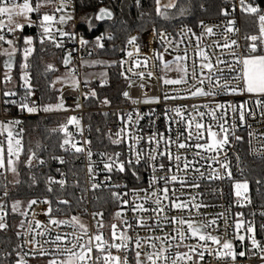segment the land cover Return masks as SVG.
I'll use <instances>...</instances> for the list:
<instances>
[{
  "label": "snow or ice",
  "instance_id": "obj_1",
  "mask_svg": "<svg viewBox=\"0 0 264 264\" xmlns=\"http://www.w3.org/2000/svg\"><path fill=\"white\" fill-rule=\"evenodd\" d=\"M135 2L138 8L142 6L141 0ZM153 3L155 14L165 20L180 19L191 11V0H184L179 4L178 0H169V3L163 6L161 0H153ZM200 7L204 9L203 4ZM170 9H176V12L170 15ZM237 9L240 17H237ZM146 14L141 13L142 16ZM216 14L221 19L220 24H206L202 19L198 21V27L201 29L199 35L186 26L181 29L180 34L188 35L189 43L192 37H195L197 42L198 61H193L191 72V79L195 84L187 90V95H163L165 102L203 97L210 98L207 103L165 107L160 114L152 109L143 114L135 107L129 112H114L113 116L118 117L122 126L114 134L109 129L107 139L112 146L123 145L124 151L105 150L94 153L92 141L84 138V126L81 118L76 115L67 117L66 121L59 123L57 127L47 129L50 134H62L57 145L62 153L77 159L81 155L85 156L86 169L82 170L84 176L81 177L80 173L71 167L67 171L63 167H56L53 175L51 161L60 166L69 165L70 161L55 152L41 156L40 153L48 152V149L40 142H37L35 148L29 147L25 151V128L22 126L25 120L20 115L9 116V106H14L19 113L28 115L68 112L69 108L62 94L56 103H44L43 97L37 96L38 89L32 82L30 62V58L37 51V43L41 51H47L45 45L63 50L65 38L78 42L80 48L85 50L90 43L97 49H104L105 38L112 41L115 36L103 32L96 36L94 41H89L79 35L76 32L72 0H0V57H4L5 69L0 80L3 84L0 89V105H3L2 112L7 117L0 119V233L12 227L8 222L10 216L20 218L13 233L14 240L9 241L0 251V264H202L206 254L214 257L220 264H236L237 257H245L246 254L250 259L259 254L264 262V244L256 238L254 219L235 221L233 240L239 241L242 249L237 252L233 240H222L207 231L213 225L219 230L217 219L225 218L224 213H217L211 219L205 217L201 221L191 216L185 218L183 215H168L172 210L182 213L185 210L191 212L192 208L199 211L209 207L210 205L195 203V196L186 200L175 195V185L178 184L181 191L185 188L199 189L201 181L204 180H228L234 189L236 204L240 207L252 204L249 180L234 178L232 160L228 154L229 149H232L236 169L241 176H245V162L233 147L244 140L242 135L237 134L238 129H249L248 154L264 162V147H253V141L256 139L264 145V133L257 137L251 130V125L247 123L249 119H256L257 113L264 119V8L253 0H238V3L225 2L219 5ZM106 19H113V12L105 7L99 8L96 13L80 17V21L87 24L89 31L94 28V21ZM26 28L35 29V33L27 34ZM215 29H221L223 35V43L216 41L215 46L222 52L228 50L230 58L217 56L213 63L211 56L200 48L199 41L205 35H215ZM152 33L153 40L157 36L161 41L167 39V33L164 31L158 32L153 28ZM8 36L12 38L9 39ZM233 36L237 38H231ZM138 39L137 35L127 38L126 44L134 49L126 52L131 61L127 72L143 81L146 76L151 78L153 73L133 72V68H146L148 63L147 59H137L141 54ZM240 39L243 44L238 42ZM167 43L172 44L173 41ZM5 44L7 47H2ZM74 51L78 49L73 48L62 56V63L67 72L64 76L50 80V89L62 93L63 89H56L55 86L57 83H66L72 90H79L77 68L72 65ZM167 51L168 48L165 47V52ZM91 54L88 52V55ZM17 55L21 57L18 86L23 90V94H19L16 87H9L14 83L12 72ZM154 59L159 60L165 70L180 74L177 79L159 77L164 85L189 83L187 65L182 63L187 59L186 53L184 56L177 55L174 61H165L163 53L155 52ZM128 62L120 60L113 63L119 64V76L131 89V76L126 75L123 70ZM97 64L105 65L106 62L80 59L82 69ZM57 71L53 63H46L43 69L45 79L47 80L48 74ZM94 75L85 74V85L91 82L90 77ZM99 75L100 85L104 86L107 84V73L101 72ZM138 87L143 89L145 85L141 83ZM82 95L85 100L98 98L97 91L91 88ZM121 95L133 106L160 103V97L148 96L146 93L134 98L130 91L124 90ZM219 96L247 98L239 103L217 102L216 98ZM99 103L109 106L111 101L105 97ZM81 107L77 98L73 110ZM102 115L107 117L108 113L104 112ZM145 116L149 118L147 132L140 125ZM161 117L164 121V131H160L156 125V120ZM69 125L74 126L75 133L69 131ZM89 131L91 132V125ZM96 132L102 133V129L97 127ZM77 136L80 139H77ZM94 155L98 160L93 159ZM22 156L25 157L23 160ZM22 169L25 170L26 179H21ZM145 171L149 173L146 184L142 182ZM205 171L208 172L207 176ZM101 173L104 174L103 180L99 179ZM114 174L130 176L136 183L132 188H128L127 184L113 183ZM41 184L44 186L42 193H35V189ZM255 184L257 194L264 195V169H261ZM24 185H27L33 194L20 198V189ZM76 190L80 192L79 196L75 195ZM102 191L108 193L106 202L116 208V211L110 213L113 222L107 226V237L104 210H93L90 213L95 221L91 229L81 219V215H89L85 206L88 200L86 194L92 193L95 203L101 199L96 194ZM41 205L44 207L38 212L36 209ZM74 210H77L76 214H72ZM129 212L132 213L131 218L127 216ZM226 212L230 214V207ZM40 215L45 217V221L37 218ZM251 215L255 217L257 213L253 212ZM259 215L264 217V210H261ZM237 216L242 217L243 213H237ZM177 224L179 228L175 227ZM168 225L173 227L165 231ZM229 227L225 218L224 231L227 232ZM141 230L148 234L140 236ZM260 230L264 232V223L260 225ZM157 232L162 234H153ZM192 239L196 240L194 244L185 243ZM182 248L187 251H182Z\"/></svg>",
  "mask_w": 264,
  "mask_h": 264
},
{
  "label": "built area",
  "instance_id": "obj_2",
  "mask_svg": "<svg viewBox=\"0 0 264 264\" xmlns=\"http://www.w3.org/2000/svg\"><path fill=\"white\" fill-rule=\"evenodd\" d=\"M226 1L230 4L232 2L238 3V0H226ZM21 2H22V0H21ZM253 2L257 4L256 0H253ZM72 5H73V8L75 10L76 0H72ZM238 11L239 10L237 9V12ZM204 21L206 24H220L221 23L220 18L206 19ZM79 26H80V20L78 17H76V32L79 35H83L84 38L89 40V41H94L95 37L100 35L103 32L110 33V31H100V32L96 33L95 35H93L92 37H90V36H87L85 34V32H83V30L80 29ZM185 26L188 28H191L192 31L194 33H196L197 35H199L201 32V29L198 26L196 29H194L188 24H179L173 30H169V29L158 30L155 27H151V28L146 29L145 31H143L140 34L132 33V34L128 35V37L131 35H137L139 37L137 43L141 47V54L139 57H137V59H139L141 61H143L144 59H147V61H148L146 68L145 67L133 68V72H137V73L141 72V71L145 72V73L152 72L153 75L151 78H147V76H146L145 79L143 81H141L138 76H134L131 73L127 72V69L131 65V61L127 57L126 52L127 51H134L132 46H129L126 44L128 37L126 38V40L124 41V43L121 46V49L123 48L124 50L122 51L120 49V54H119L120 56L118 57V59L116 61H114V62H118L120 60L129 61L128 63H126L124 65L123 70L125 71L126 75L131 76V79L133 81V87L131 89H129L127 82L121 77V79L123 81H125V83H126L125 90L130 91L131 95L134 98L141 96L142 93H146L148 96H158V97H160V103L158 105L140 104L137 106H133L129 101H126L124 99L120 103L110 104L109 106H102L100 104L96 107H88L86 105V102L89 99L85 100L82 94L89 91L91 82L88 85H85V83H84V76L87 73L88 68H83V69L80 68V59L83 58L85 60L87 58H90L88 56V52H91V48H92L91 44L92 43H90L87 46V50H85L84 48H80L78 42L68 41L65 38V48L63 50H61L63 55L65 54V52H67L73 48L78 49V51L73 52L72 65L77 68V76L80 79L79 90L74 91L70 87H67V88L63 89L62 93L58 91V94L56 97V102H58V97H60L62 94L65 98V104L69 108V111L64 112V113H60V114H47L46 115L43 112H41L37 115H28L27 113H19L18 109L15 108L14 106H9L10 107L9 116L20 115L21 118L26 120V119H31V117L35 118V117H44L45 115L46 116L56 115V116L61 117V120L59 123H62V122L66 121L67 117L72 116V115H76L77 117L81 118L82 125L84 126V133H83L84 138L90 139L92 141L93 139L89 133V128H88V125L86 123V115L90 112H106V113H109L111 115V120L108 121V123L105 125L106 126V132L109 133V129H111V132L114 134L122 126L119 122L118 117L113 116L114 112H118L121 110L124 112H129V111H132L133 108L135 107L143 114L148 113L150 109L154 110L157 114H160L165 107H173V106H179V105H191L193 103H195L197 105H202L204 103H207L210 98L206 99L203 97H196V98H189L186 100H175V101L170 100L167 102H165L163 99V95L165 93H167L169 95H187V90L191 89L193 87V85L195 84V81H193L191 79V72L193 69V61L194 60L198 61V58L196 56V43L197 42L195 40V37H192V41H191V43H189L188 35H181L180 34L181 29L185 28ZM153 28H155L158 32L164 31L165 33H167V39L165 41H161L160 37L157 36L155 38V40H153V33H152ZM215 32H216L215 35H213V36L205 35L203 37V39L201 41H199L200 48L203 49L206 53H208L211 56L213 63H215L217 56H222L225 59L230 58V57H228V50L225 49L222 52L219 48H217L215 46L214 42H216V41L223 43V35L221 32V29H215ZM8 38L10 39L12 37L8 36ZM231 38L236 39L237 37L233 36ZM108 41L109 40H107V38H105V40L103 41L104 46H106L108 44ZM167 41H173V43L168 44ZM181 41H183V42H181ZM238 42L243 44L242 39L238 40ZM2 47L6 48L7 45L6 44L2 45ZM165 47L168 48L167 52H165ZM155 52L163 53L165 61H169V60L174 61V58L177 55L184 56L186 53L187 59H186V61H182V63H186V65H187L188 72H189V83L186 85H164L162 79H159V77H165V78H169V79H177L180 74L175 72V71L172 73H167V72L161 73V66L163 64L159 60L154 59ZM3 60H4V57H0V80H2L3 72L5 71V69L3 67ZM116 64H117V69H118V73H119L121 71V68H120L118 63H116ZM18 66H19V62H16V59H14V67H13V72H12L13 77H14V83H13V85H9V87H16V90L18 91V93L23 94V90L20 89L18 86ZM221 67H223V65H221ZM204 74L205 75L207 74V70H205ZM90 80L91 81L96 80V78L94 77ZM141 83H143L145 85V87L143 89L138 87ZM2 88H3V84L0 83V89H2ZM16 98H18V97H16ZM77 98H79V102L82 105V107L80 109L73 110V109H75V101ZM246 98L247 97L219 96L216 98V100H217V102L235 101L236 103H239L243 99H246ZM212 106L214 107V104ZM2 108H3V105H0V119H6L7 117L4 116V114L2 112ZM189 110H191V109H189ZM201 110L203 111V109H201ZM152 119H155V117H152ZM229 122H231V121H229ZM59 123H57L54 127H57ZM247 123L251 125V130L254 131V133L257 135V137H259V135L261 133H264V119L260 118L259 113H257L256 119H254V120L249 119L247 121ZM140 125L146 132L149 131V118L147 116H145V118L143 120H141ZM156 125L160 131H164V121H163L162 117H161V119L156 120ZM22 126L24 127V125H22ZM69 131L75 133L76 129L74 128V126L69 125ZM248 131H249V129L247 127L238 129L237 134L242 135L244 137V140L239 145L233 146L235 148V150L238 152V154L241 156V159L245 162L244 163L245 176H241L240 173L238 172V170L236 169V166H235L236 162H235V157L233 156V150L229 149V152H228L229 158L232 160L233 175H234L235 179H241L242 180V179L247 178L246 176H248L249 162H251V161L261 162L257 157H254L253 155L248 154V151H247V149H248L247 132ZM76 138L80 139L79 136H77ZM91 147H92V150L94 153L97 151H105V150H107V151H113V150L124 151L125 150V147L123 145L119 146V147L110 146L107 149L96 148L94 146L93 141H92ZM253 147L254 148H261V147H264V145H262L261 142L258 139H256L253 141ZM64 156H65L66 160L70 161V163L73 165V167L79 168L78 172L80 173L81 177H83L84 171H82V170L86 169L85 156L81 155L78 159L74 158L70 155H67V154ZM93 159L98 160V157H96L94 155ZM52 162L57 164L55 161H52ZM214 167H215V165H214ZM261 167H262V169H264V162H261ZM202 171H204V169H202ZM53 175H55V174H53ZM148 175H149V173L147 171L143 172V181L142 182L144 184L147 183ZM158 175H162V173H158ZM205 175L206 176L208 175L207 171H205ZM103 178H104V174L101 173L99 176V179L103 180ZM69 179H70V181L72 179L70 174H69ZM112 182L113 183L118 182L121 185L127 184L128 188H132L136 183L135 180L133 178H131L130 176H124V175H120V174H114L112 177ZM83 183L84 182L82 181V186H83ZM255 186H253L249 180V195L252 198V204L248 205L246 207H240L235 202L236 197L234 195V189L231 186V182H229L228 180H223V181L204 180V181H201V187L199 189L185 188L183 191H181L180 186L177 184V185H175V189H176L175 195L177 197H182L183 199L191 200V197L195 196L196 197L195 203H203V204L210 205V206L206 207V208H201V209H199V211H197L195 208H192L191 212L185 210L182 213L178 210H172L168 213V215L169 216L175 215L178 217L183 215L185 218L191 216L193 219H195L197 221H201L205 217H207L208 219H211V218L215 217L217 213H224L225 218L227 219L228 224L230 225L227 232L224 231L225 218H218L217 219V223L219 224V230H216L215 225H213L211 228L207 229V231L210 232L212 235L219 236L222 240H224V239L233 240L234 224H235V221L237 219H243L245 221L254 219L255 225H256V238L258 240H260L262 242V244H264V232H261V230H260V225L262 223H264V217H261L259 215V212L261 210H264V207H262V206H264V195L257 194ZM262 191H264V189H262ZM86 195L88 196V200L86 201L85 206H87V208H88L89 215H81V219L91 229L95 225V221L91 218L90 213L93 210H100V209L94 207L93 194L87 193ZM129 199H131V197H129ZM43 207L44 206L41 205L36 210L39 212L40 209ZM81 207H83V206H81ZM190 207H191V205H190ZM229 207H230V214L228 212H226V209H229ZM76 211L77 210L73 211L72 214H76ZM114 211H116L115 207L112 210V212H114ZM253 212L257 213V215L255 217H253L251 215V213H253ZM237 213H243V216L238 217ZM127 216L129 218H131L132 213H130V212L127 213ZM30 217H31V214H30ZM37 218L40 219L42 222L45 221V217L43 215H40ZM104 218H105V236L107 237V235H108V227L107 226L113 221H112L111 215L107 216L106 213H105ZM8 222H9V220H8ZM18 222H19V220H18ZM18 222H17V224H18ZM205 222H207V221L205 220ZM172 227H173V225H168V227L165 229V231H169ZM175 227L179 228L180 226L177 224V225H175ZM7 231H9V230H7ZM7 231L4 233H7ZM242 232H243V230H242ZM147 234L148 233L143 231V230L139 231L140 236H145ZM153 234L154 235H160L162 233L157 232V233H153ZM37 239H40V238L37 237ZM195 242H196L195 239L185 241V243H187V244H194ZM233 243L236 247L237 252L242 250L240 247L239 241L233 240ZM245 246H247V241L245 242ZM213 247H215V246H213ZM25 250H27V249H25ZM181 250L187 251L186 248H182ZM253 251H255V250H253ZM260 262H261V259H260L259 254L252 256L251 259L249 258V255L246 254L245 257H239L238 256L236 264H258ZM202 264H220V262H218L214 257L208 256L206 254L205 260L202 262Z\"/></svg>",
  "mask_w": 264,
  "mask_h": 264
},
{
  "label": "trees",
  "instance_id": "obj_3",
  "mask_svg": "<svg viewBox=\"0 0 264 264\" xmlns=\"http://www.w3.org/2000/svg\"><path fill=\"white\" fill-rule=\"evenodd\" d=\"M184 0H178L179 3H183ZM227 2L226 0H191V11L190 14L180 18V19H169L165 20L155 14V5L153 0H141V7L136 6L135 0H76L75 16L79 18L84 14H93L98 12L99 8L105 7L110 9L113 12V19L105 21H94V28L89 31L87 24L80 21V29L85 32L87 36L92 37L100 31H110V33L115 36V39L108 41V44L104 46V49H96L93 44H91V57L105 58L109 60L116 61L120 56V49L128 35L132 33H142L148 28L155 27L158 30L161 29H175L179 24H188L192 28L196 29L198 26L199 20L206 19H216L217 16V7ZM257 4L264 8V0H256ZM204 5V9H201L200 5ZM163 10V8H162ZM170 15H173L176 12V9L168 10ZM147 13L146 15H141V13ZM237 17H240L239 11L237 12ZM251 24V21H249ZM27 34H34L35 29H25ZM47 51H41L40 45L37 43V51L34 53L33 57L30 58L31 67H32V76L33 84L36 85L38 91L37 95L43 97L44 103H55L58 91L50 89L48 87V82L54 80L57 72L48 74L47 80L43 74L44 65L46 63H53L57 69H62L61 61L63 53L60 49H56L51 45H45ZM20 55H17L16 62L20 61ZM90 88L94 89L98 93L97 99H89L86 102L88 107H96L100 105L99 101L107 97L111 104H117L124 100V97L121 95V92L125 90L126 83L121 79L118 73L117 64L113 63L108 69V81L107 84L101 86L97 80H92L90 83ZM104 112H90L86 115V123L91 125V132L89 131L94 146L100 149H107L110 146V142L107 139L106 124L111 120V115L108 113L107 117L102 115ZM89 117H91L89 119ZM61 120L60 116L49 115L44 117H35L31 119H26L24 128L25 134L23 138V144L25 151L29 147L35 148L37 142H40L42 145L46 146L48 152H41V156H47L52 152H55L58 155H66L62 153L57 145L61 134L53 133L50 134L47 129L53 128ZM100 127L102 133H97L96 128ZM25 157L22 156L23 160ZM52 174H55L56 167H63L65 171L69 167L73 170L79 171L78 167H73L70 163L66 166H60L58 164L50 162ZM262 167L261 162L251 161L248 165V176H246L250 183L255 186V179L258 178ZM47 170V169H45ZM21 179H26L25 170L22 169ZM43 184H41L35 193H42ZM256 187V186H255ZM22 195L20 198H23L24 195L33 194L32 190L27 188V185H24L20 189ZM75 195L79 196L80 193L78 190L75 191ZM101 199L95 201L94 207L100 210H104L107 216L112 213L114 206L110 202H106L108 193L107 191H102L97 193ZM75 211V210H74ZM19 217H9L10 227L7 233H0V251L3 250V247L9 243V241L14 240V231L15 226ZM14 246V245H13ZM2 259V256H0Z\"/></svg>",
  "mask_w": 264,
  "mask_h": 264
},
{
  "label": "rangeland",
  "instance_id": "obj_4",
  "mask_svg": "<svg viewBox=\"0 0 264 264\" xmlns=\"http://www.w3.org/2000/svg\"><path fill=\"white\" fill-rule=\"evenodd\" d=\"M167 3H169V0H161V6H163V5L167 4ZM88 56L90 58H87L86 61L102 60V61H105L106 62L105 65H99V64H97V65H95L93 67L88 68L87 73H94L95 74L94 76L90 77V79H92L93 77H95L96 80L100 83L101 77H100L99 74L101 72H106L107 73L106 79L108 81V69H109V66L108 65H112L114 61L113 60H109V59H105V58H100V56L99 57H94V58L91 57L90 55H88ZM66 72H67V69L66 68L58 69L57 74H56L54 80L56 79L57 76H64L66 74ZM163 72L172 73L174 71H170L169 72V71L165 70L163 68V65H162L161 66V73H163ZM67 87H69V86L66 83L65 84L57 83L56 86H55L56 89H61V88L64 89V88H67ZM33 264H36V262H33ZM258 264H264V262L261 261Z\"/></svg>",
  "mask_w": 264,
  "mask_h": 264
},
{
  "label": "water",
  "instance_id": "obj_5",
  "mask_svg": "<svg viewBox=\"0 0 264 264\" xmlns=\"http://www.w3.org/2000/svg\"><path fill=\"white\" fill-rule=\"evenodd\" d=\"M107 20V19H106ZM105 21V20H104ZM61 66H62V68H65L64 66H63V63L61 62Z\"/></svg>",
  "mask_w": 264,
  "mask_h": 264
},
{
  "label": "crops",
  "instance_id": "obj_6",
  "mask_svg": "<svg viewBox=\"0 0 264 264\" xmlns=\"http://www.w3.org/2000/svg\"><path fill=\"white\" fill-rule=\"evenodd\" d=\"M86 60V59H85ZM94 78V77H93Z\"/></svg>",
  "mask_w": 264,
  "mask_h": 264
}]
</instances>
